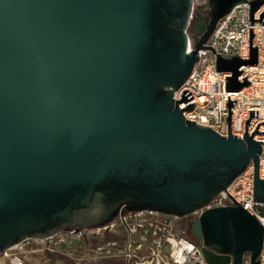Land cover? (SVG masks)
Wrapping results in <instances>:
<instances>
[{
    "label": "water",
    "instance_id": "obj_1",
    "mask_svg": "<svg viewBox=\"0 0 264 264\" xmlns=\"http://www.w3.org/2000/svg\"><path fill=\"white\" fill-rule=\"evenodd\" d=\"M192 2L0 0V253L104 228L122 210L185 217L250 163L264 203L256 132L220 137L184 120L186 97L173 100L217 22L246 0H205L187 53ZM263 3H249L250 18ZM255 64L252 49L216 70L238 92L239 67ZM190 229L206 264H259L263 229L241 207L206 209Z\"/></svg>",
    "mask_w": 264,
    "mask_h": 264
},
{
    "label": "built area",
    "instance_id": "obj_2",
    "mask_svg": "<svg viewBox=\"0 0 264 264\" xmlns=\"http://www.w3.org/2000/svg\"><path fill=\"white\" fill-rule=\"evenodd\" d=\"M192 10L185 30L187 36L186 52L194 51L195 43L188 29L194 14L205 5V0H192ZM260 0H246L236 6L232 12L220 19L206 42V50L198 51L197 63L181 87L173 92V100L181 102L185 121L210 129L220 137L243 140L245 135L261 144L258 162V178L264 181V3L250 18L249 3ZM204 17L207 13L202 14ZM262 17V18H261ZM256 51V64L240 66L238 83L247 86L238 92L227 89L233 75L216 70V59L237 58L248 61L251 50ZM192 105L190 111H185ZM229 118V122H228ZM253 165L236 177L224 192H220L205 208L179 218L152 211L129 212L122 210L108 225L120 224L126 232L125 243L130 249H145L146 254L131 255L124 253L127 264H206L201 252L202 244L190 242L183 236L185 227L181 221L192 225L206 209L241 207L254 217L263 229V244L257 259L264 264V203H257L253 198ZM71 238V239H70ZM85 239V230L68 233L59 232L46 238H31L0 253V264H27L30 254L37 252L53 253L62 246H68L69 240ZM242 264H251L250 255L245 254Z\"/></svg>",
    "mask_w": 264,
    "mask_h": 264
},
{
    "label": "rangeland",
    "instance_id": "obj_3",
    "mask_svg": "<svg viewBox=\"0 0 264 264\" xmlns=\"http://www.w3.org/2000/svg\"><path fill=\"white\" fill-rule=\"evenodd\" d=\"M108 225L101 229L85 230V238L87 240V243H89V246L86 244L85 246L82 245L81 239L69 240L68 247L70 251H72L70 254L76 260H84L91 257H110L109 259L112 260V258L122 256V261L124 264H127V261L124 259V253L127 252V250L131 255H133L134 253H136L138 256H143L146 254V251L143 248L140 249V251L138 249H135L136 245H134L133 243L131 244L130 249H128L125 243V237H127V234L120 224L116 223L113 227H108ZM181 225L182 227H186L188 223L183 220L180 222V226ZM61 232L66 233L63 231ZM123 235L124 242L122 245V250L121 252H118V249L115 246V240L117 236Z\"/></svg>",
    "mask_w": 264,
    "mask_h": 264
},
{
    "label": "crops",
    "instance_id": "obj_4",
    "mask_svg": "<svg viewBox=\"0 0 264 264\" xmlns=\"http://www.w3.org/2000/svg\"><path fill=\"white\" fill-rule=\"evenodd\" d=\"M81 244L85 246L88 245L86 238L81 239ZM68 246H62L58 250L53 253L46 252H37L34 254H30L28 260H26L27 264H124L122 261V256L115 257L110 260L109 258H101V257H91L84 260H76L70 253ZM119 258V259H118Z\"/></svg>",
    "mask_w": 264,
    "mask_h": 264
},
{
    "label": "flooded vegetation",
    "instance_id": "obj_5",
    "mask_svg": "<svg viewBox=\"0 0 264 264\" xmlns=\"http://www.w3.org/2000/svg\"><path fill=\"white\" fill-rule=\"evenodd\" d=\"M183 236L189 240L190 242H193L195 244L199 243V240L195 239L192 234H191V229L190 226H186L185 230L183 232ZM126 239V237H125ZM124 240V235L123 236H117L116 240H115V246L118 249V252H121L122 250V245H123V241Z\"/></svg>",
    "mask_w": 264,
    "mask_h": 264
}]
</instances>
